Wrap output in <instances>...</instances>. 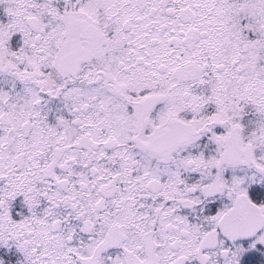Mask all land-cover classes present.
Returning a JSON list of instances; mask_svg holds the SVG:
<instances>
[{
  "label": "snow or ice",
  "instance_id": "obj_1",
  "mask_svg": "<svg viewBox=\"0 0 264 264\" xmlns=\"http://www.w3.org/2000/svg\"><path fill=\"white\" fill-rule=\"evenodd\" d=\"M0 264H264V0H0Z\"/></svg>",
  "mask_w": 264,
  "mask_h": 264
}]
</instances>
